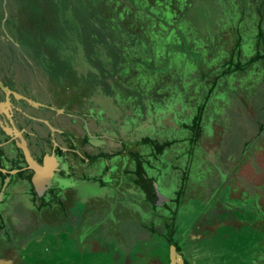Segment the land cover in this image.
<instances>
[{
    "label": "rangeland",
    "instance_id": "374dc122",
    "mask_svg": "<svg viewBox=\"0 0 264 264\" xmlns=\"http://www.w3.org/2000/svg\"><path fill=\"white\" fill-rule=\"evenodd\" d=\"M79 1L80 0H21V4H18L15 3V0H7V3H9V8L7 10L8 16L4 15L3 12L0 13V20L2 15L4 17L7 16L5 20L3 19L0 21V27L1 29L7 30L11 39H14L17 45H21L25 39L23 40L20 36L16 35V28L19 25L17 24L16 17H22L25 25L29 28L35 27L36 23L33 24L34 20H36V22L38 21L37 24H41L42 22L44 24L45 21V28L47 30H41L40 36L43 34L47 36L45 40L47 44L46 50L49 52L50 47L51 49L55 48V37L57 38L58 46L59 43L60 45L70 44V38L66 39L67 37L62 35L65 32V28L70 27V15L77 5H79ZM256 1L259 3L264 2V0ZM128 2L132 4L133 0H115L116 5L114 10L109 8L111 10L110 12L106 7L108 0H99V4L92 2L89 4L87 3V0H85V8L87 11H90L92 15L91 17L94 18L95 21L89 19L91 22L89 21L90 23L87 24L86 30H84L86 24L81 25L83 38L77 45L78 47H76L74 41L73 46L75 47V50L73 51L75 53L72 52L70 48L69 50L67 49L68 51L59 47L54 50L55 52L57 50L60 54L61 52L66 51V54H61L66 57L70 54L73 56L74 62L71 66V68H73L72 73H70L69 70L62 71L58 67L59 74H57L58 70L56 66L55 69L53 67L54 70L50 74L51 77L52 75H55L53 78L55 80L52 82L53 85L58 86V88L61 87V89L68 93L66 96L63 94L66 98L63 99V101L66 100V103L69 101L70 106H74L77 103L79 104L84 96H88V92H93L95 88H98L99 84L97 85V80L101 76L102 67L110 66V59L107 56V54L110 53V50L107 46L108 43H106V37L102 35L108 30L111 31V34L109 35V37H111L107 38L108 42L123 38V34L116 32V25L119 11L124 10V7L129 4ZM247 2L250 6L254 4V0H247ZM124 4L126 5L124 6ZM242 5L244 7V3H242ZM132 6L134 7L135 5ZM132 6L130 10L132 9ZM222 7L227 13L226 21H223L224 19L221 17L225 12L222 10ZM238 9L239 8H226L222 0H194L190 9V14L195 18L200 31L204 33H212L217 39L222 31L229 27L234 28L236 26V20L241 8ZM67 10L68 13L66 12ZM229 10H232V13L229 12ZM57 12H59L58 16L55 15ZM136 12L134 13L136 14ZM16 14L18 15L16 16ZM104 16L106 17V20L103 21L100 17L103 18ZM251 19L252 17L250 18L249 15L245 17L241 30L249 29V31H253L254 28L250 25ZM89 27L90 31L87 32ZM221 27L223 30L220 31ZM262 30L264 31V23L262 25ZM53 33H55V35H52ZM96 36L98 37L95 38ZM51 37L53 38L52 40L50 39ZM123 41L125 42L126 40ZM39 42L40 49H42L43 45L41 44V41ZM241 42L242 58H250L255 53L253 43L245 37ZM20 47L21 50L24 49L23 46ZM36 50L39 51L37 46ZM43 50L44 49H42L41 52L46 53ZM117 57H119V55L117 53L114 54L111 61H116ZM41 67L43 69V66ZM50 68H52V66H47L44 71H42L45 73V70L48 71ZM108 68L113 72L115 71V66ZM55 70H57L56 74ZM87 72L92 74L90 80L84 77V74ZM56 75H58V77ZM46 78L49 80V77ZM260 78H262L261 81H264V62L252 65L251 69L245 73H238L224 79L225 82L223 85L226 84V88L233 87L230 89V92L221 93L223 95L219 93L220 96L218 99L221 103L217 105L218 100H214L217 103L212 107L209 105L210 109L205 116L204 124H208L210 128H207L208 130H206L207 137L200 149V152L204 151V155L202 156L204 161L201 163L194 161L192 163L190 174L192 182L190 181L188 184L187 193L184 195L185 200L182 205L177 206L174 205V202H171V197H173L174 192L180 186V169L178 168L175 170L176 174L172 177L170 168H167V166L172 163V160L175 161V166H180L181 169L187 166L186 155L181 159H176V156L185 153L183 152V147L186 146V143L180 142L171 145L167 150L162 151V154L158 155L157 158H155V156L146 157L153 165V168H151L150 163H148V168L145 167L147 174L149 176L150 174H155L157 176L158 181L156 182L158 186V194L163 195L169 200L170 203L167 202L166 207L168 206L174 212L172 214L173 218H171V214L168 211H164L163 214L161 212L163 219H160L161 221L158 219L154 225L160 226L164 221L165 224L162 228L165 226L169 227L170 225L171 234L169 233V230H167V232L164 231L165 236L159 238L152 237L143 243H138L137 246L132 247L134 250H131L128 253L123 251L125 244H119V246L115 245L111 243L113 240L108 238L105 243L103 240H100L99 237L95 240L93 236L92 241L94 242V245L92 246V249H94L95 253H87L93 264H168L169 249L171 246L169 241H172L177 245L175 249L176 252L178 249L180 254L188 252V242L191 241L192 243H195L194 248L201 251V256H204L207 260L210 256V260H213L215 264H247L246 261L248 260L249 254L247 253L248 248H245V246L243 252L235 251L236 245H239V242H234L235 240L240 241L239 236L241 233H246L248 239L253 242V245L260 244L255 248L257 253L256 261H253L250 264H264L262 263L264 260V245L261 246V242L264 241V131L259 135L257 134L258 127L264 122V83L261 84L262 86L260 85ZM88 80L93 83L86 85L85 83L88 82ZM238 86L244 90L248 88L246 93V98L248 99L244 100V102L239 99V93L235 90ZM258 86L259 89L257 88ZM101 94L102 93L95 94L91 97L88 96V107H93L97 104L103 109L104 115L108 117V120H104L103 124H107L108 129L116 128L118 126L116 120L119 118L118 121L124 119L127 124L136 123V110L134 108L132 109L133 104H129L131 100L129 95L120 102L122 106V110H120L117 104L113 103L112 96H104V94L101 96ZM216 94L217 93H215V95ZM167 108L168 110H159L157 113L150 112L147 115L146 120H143L146 121V123L151 124V126L148 128V125H146L145 129L148 128V131L152 134L151 137L156 136L154 138L159 139L158 141H163L164 138H171L173 136L174 138L183 139L187 136V133L178 130L176 121H187V117L190 119L192 114L191 106L187 108L186 103L180 99L177 103L170 102L169 105H167ZM215 115H217V117L220 115V122L215 120ZM141 116L142 114L138 113L137 121ZM151 116L152 120H155L154 123H151L150 121ZM143 120L142 122H144ZM46 178L47 177H43L42 183L43 181H46ZM42 183L40 184L41 186ZM96 183H84V187L79 188L81 195L85 197H100V195H103L105 193L104 188H101L100 184ZM200 188L204 190V195L202 197H200ZM212 192L218 193V205L215 207L216 204L214 202L212 204L216 210L220 208L218 206L223 202L224 211L221 213L222 216H220V213L218 215L215 213L209 217L210 214L208 215L207 213V207L205 208L202 206V203H207L210 200H213ZM225 192L228 195H224ZM201 198H204V200H201ZM220 198L223 199L222 202H220ZM230 199L240 200V202L242 201L244 204H241L242 206L237 202L232 204L233 202H230ZM160 208H158V214H160ZM139 209L143 211L142 207H139ZM240 209L252 213H249V215H251L250 222H253V224H243L238 230L239 224H227V222H234L233 218L235 219V216L233 213H237ZM168 214L170 218H168ZM141 215L143 217L144 213H141ZM212 216H214V220ZM152 219L153 218L147 216L146 220L143 219V221L139 222L138 220L141 219L137 216L135 220L141 225L148 226ZM171 219H173L172 222ZM213 221H217V223L220 221L223 223L214 225H219V229L222 227L220 231H223L224 234L222 235L220 232L217 237L210 238L211 232H205L204 230L210 226L213 229ZM168 223L170 224L168 225ZM70 224H86V222L77 223L72 221ZM234 225L237 227L236 230L232 227ZM64 226L49 230L47 232L48 236L46 237H42V235L40 237V235L35 234L33 236L34 238L28 241L25 247V252L33 254L29 256L30 258L28 257L25 264H58L60 260L74 258L76 251L72 253L74 246L71 239L77 234V229L74 225L70 226L69 235L64 237L63 234L67 230V226ZM80 231L82 230L78 229V232ZM81 233L83 236L84 232ZM205 233L209 234V236H206L208 238L205 240V242L211 246L209 251L206 249L207 246L200 243L204 241ZM53 236L58 237H56L55 240ZM89 236L88 238H90ZM45 241H51V244H43ZM95 246H98L97 250H95ZM213 249H218V251H216V253L214 252V254L209 253ZM66 250L71 252H67ZM177 254L179 255L178 252ZM192 259L193 257H191V260ZM191 260H188V256L186 255L184 258V262H186H182V264H191ZM198 264L203 263L198 262Z\"/></svg>",
    "mask_w": 264,
    "mask_h": 264
},
{
    "label": "flooded vegetation",
    "instance_id": "af4514ba",
    "mask_svg": "<svg viewBox=\"0 0 264 264\" xmlns=\"http://www.w3.org/2000/svg\"><path fill=\"white\" fill-rule=\"evenodd\" d=\"M8 8L7 0H0V13L8 16ZM7 16L2 15L0 21ZM42 70L0 27V261L25 264L33 255L25 252V247L35 234L46 237L49 230L65 225V237L74 225L77 234L71 240L76 255L58 264H93L87 255L94 252L93 236L104 242L112 239L111 243L119 246L132 234L133 224L146 220L148 205L143 217L136 207L145 199L135 183L136 154H148L137 142L152 136L148 131L151 124L144 121L137 126L119 118L118 126L108 129L103 124L108 117L99 105L88 107L89 97L84 96L79 104L70 106L69 101H63L68 93L54 86V77ZM146 157L143 165L148 168ZM45 175L48 177L41 186ZM90 182L99 183L105 193L82 196L79 188ZM217 194L212 192L215 207ZM222 203L217 210L208 202L202 206L207 207V213L219 214L224 211ZM137 216L141 220L136 221ZM72 221L86 224H70ZM212 224L216 230L219 225L214 224L223 223ZM188 249L192 251L191 264L201 260L215 264L210 256L207 260L198 254L194 245ZM177 252L185 263L188 252Z\"/></svg>",
    "mask_w": 264,
    "mask_h": 264
},
{
    "label": "trees",
    "instance_id": "16d2710c",
    "mask_svg": "<svg viewBox=\"0 0 264 264\" xmlns=\"http://www.w3.org/2000/svg\"><path fill=\"white\" fill-rule=\"evenodd\" d=\"M89 1L99 4V0ZM89 1L87 0V3L90 4ZM222 1L226 8H241V10L239 11V16L236 20V26L234 28L229 27L222 31L217 39L212 33L210 34L209 32L204 33L200 31L195 18L190 14V9L194 0H133L132 4L129 2L128 5L124 4V6L126 5L124 10L119 11L118 14L116 32L123 34V38L108 42L107 38L111 34V31L107 28L108 31L102 35L106 37V43H108L107 46L110 50V53L107 52V56L110 59V66L108 67L115 66L116 72L109 70L107 66H103L101 76L97 80V85L99 84V86L98 88H95L93 92H88L89 97L100 93L104 94V96H112L113 103H116L118 108L122 110L120 102L129 95V98L131 99L129 104H133V106L131 105L132 109L134 108L136 110L135 124L137 126L141 124L143 119L146 120L147 115L150 112L157 113L159 110H168L167 105H169L170 102L177 103L181 99L186 103L187 108L191 106L192 114L190 119L187 117V121H176L178 130L186 132V137L181 139L174 138L173 136L171 138H164L163 141H158L159 139L154 138L156 136L151 137L146 135L140 138L137 142L138 148L143 147L148 149V154H142L137 151L138 176L135 181L138 190L142 192L145 196V201L147 202L156 204L157 199H159V194L158 186L157 190H155L152 183L147 181L152 180L154 183H157L156 181H158V179L155 174H150V176L147 174L145 166L143 165L145 161L144 157L155 156V158H157L158 155L162 154V151L167 150L171 145L180 142L186 143V146L183 147V152L185 153L176 156V159H181L186 155L187 166L181 169L180 166H175L174 160H172V163L170 164L171 166H167V168H170L172 177L176 174L175 170L178 168L180 169V186L174 192L173 197H171V202H174V205L177 206L182 205L185 200L184 195L187 193L188 184L190 181L192 182L190 176L191 165L194 161L200 163L204 161L202 157L204 151L200 152V149L207 137L206 130H208L207 128H210L208 124H204L205 116L207 112H209L210 106L212 107L217 103L214 100H218L217 105L221 103L218 99L220 94L230 92V89L233 87L226 88L227 85H223L225 82L224 79L238 73H245L251 69L252 65L264 62V31L262 30V25L264 23V2L259 3L254 0V4L250 6L248 5L247 0ZM84 2L85 0H80L79 5H77L75 10L71 13L69 22L70 27L65 28V32L62 35L66 36V39L70 38V44L60 45L59 43L58 46L57 38L55 37V48L51 49L50 47L49 52L46 50L47 44L45 40L47 36L45 34L40 36L41 30H47L45 28V21L44 24L43 22L37 24L38 21L36 22V20H34L33 24L36 23L35 27L29 28L25 25L24 19L17 16L19 12L16 14L17 24H19L16 28V35L20 36L23 40L25 39L19 46H23L24 54L29 57L30 60L35 63L37 62L40 66H43L44 69L47 66H52V68L49 69L50 71L48 70L49 72L45 70L49 73V76L56 66L58 70L57 74H59V68L62 71L69 70L70 73L73 71V68H71L72 63L74 62L73 56L68 53L70 54L68 58L61 54H66L65 52L68 51L69 48L74 52V41L76 47H78L77 45L83 38L81 25L86 24L84 27V30H86L87 24L92 20L95 21L94 18L91 17L92 15L90 11L86 10ZM15 3L21 4V0H15ZM242 3H244V7ZM115 5V0H108L106 7L111 12L109 8L114 10ZM132 5L135 6L133 7ZM131 6L132 9L130 10ZM222 10L225 12L221 17L224 19L223 21H226V10L223 9V7ZM231 11L232 10H229V12ZM66 12L68 13V10ZM134 12H136V14ZM58 14L59 12L55 15L58 16ZM248 15L250 18L252 17L250 25L254 28L253 31H249V29L241 30L242 23ZM100 18L103 21L106 20L105 16ZM221 30H223L222 27L220 31ZM89 31L90 27L87 32ZM52 35H55V33ZM97 37L98 36L95 38ZM244 37L249 39L255 48V53L247 59L242 58L241 51V41ZM50 39L52 40L53 38L51 37ZM123 40L126 41L124 42ZM39 41H41V44L43 45L42 49H44L43 51L46 53L41 52L42 49H40ZM36 46L39 51L36 50ZM58 47L61 49L64 48L66 51L61 52V54L58 53L57 50L55 52L54 50ZM113 53L119 55L114 62L111 61L114 57ZM57 70H55V74ZM91 75V73L87 72L84 74V77L90 80ZM52 76L55 77V75ZM56 76L58 77V75ZM89 80L85 83L86 85L93 83ZM261 80L262 78H260V85L264 83V81ZM257 88L259 89V86ZM235 90L239 93V99L242 100V102L248 99L246 98L248 88L244 90L238 86ZM215 93L217 94L215 95ZM138 113H141L142 116L137 121ZM214 118L217 122H220V115H218V117L215 115ZM150 121L151 123H154L155 121L152 120V116ZM263 131L264 122L258 127L257 134L259 135ZM147 159L148 158H146V162L150 163V167L153 168V165L149 162L150 160ZM143 176H146V178H143ZM203 195L204 190L200 188V197ZM224 195L228 194L225 192ZM212 198L215 200L214 197ZM229 201L233 202L232 204L235 202L240 205L244 204L237 199H230ZM208 204L212 205L213 202L210 200ZM169 213L171 214V218H173L172 214L174 212L169 211ZM249 213L252 214L250 211L247 212L240 209L237 213H233L235 216V219L233 218L234 222L231 221L229 224H239L238 230L243 224H253V222H250L251 215H249ZM220 216H222L221 213ZM168 218H170L169 214ZM172 221L173 219H171V222ZM154 224H156L155 218L148 226L133 224L132 234L130 233L129 235L130 239L128 238L121 243L122 245L125 244L123 251L128 253L131 250H134L132 247L137 246L138 243H143L152 237L159 238L165 236L164 231L167 232V230H169V233L171 234L170 223H168L169 227L165 226L164 228H162L163 226L160 227ZM232 227L235 230L237 229L236 225ZM219 228L213 230L209 227L205 232H211L210 238L217 237L220 232L222 235L224 234L223 231H220L222 227L221 229ZM206 236H209V234L205 233L204 241L200 243L207 246L206 249L209 251L211 246L205 242L208 238ZM239 239L240 241L235 240L234 242H239V245H236V248H238V246L239 248H235V251L243 252L245 248H248L247 253L249 254L246 263L250 264L253 261L255 262L257 254L255 248L260 244L253 245V242L248 239L246 233H241ZM261 243V246H263L264 241ZM169 244L174 245L175 248L177 247L172 241H169ZM188 244V246L195 245V243H192L191 241L188 242ZM216 251H218V249H213L209 253H216ZM200 252L201 251H197L198 254H200ZM191 253L192 251L188 249V260H191ZM201 263L204 262L201 260ZM262 263H264V260Z\"/></svg>",
    "mask_w": 264,
    "mask_h": 264
},
{
    "label": "crops",
    "instance_id": "0c3cea01",
    "mask_svg": "<svg viewBox=\"0 0 264 264\" xmlns=\"http://www.w3.org/2000/svg\"><path fill=\"white\" fill-rule=\"evenodd\" d=\"M162 197H164L163 195H161ZM144 201V202H143ZM143 201L142 202H139L138 204H137V212L139 211V212H141V213H143L144 211H142L141 209H139V207L141 208H145V206H146V204L148 205L147 206V211H146V217L148 216V217H151V218H155V221H158V219H159V221H161L160 219H163V217L161 216V212H162V214L164 213V211H167L166 209L168 208V206L166 207V203L167 202H169V200L168 201H166V199H164V200H159V199H157V202H156V204H154V203H152V202H146L145 201V199H143ZM170 203V202H169ZM160 207H164V208H160ZM158 208H160V210H159V213L160 214H158ZM166 208V209H165ZM146 209V208H145ZM141 210V211H140ZM169 211H172V210H168V212ZM89 212L90 211H88L87 213V215H89ZM211 212V211H210ZM208 214H211V213H208ZM218 214V213H217ZM153 216V217H152ZM210 217V216H209ZM221 218V217H220ZM152 219V220H153ZM151 220V221H152ZM209 221H210V219H209ZM160 223H162V222H160ZM165 223H164V221H163V223L162 224H160V227L161 226H163Z\"/></svg>",
    "mask_w": 264,
    "mask_h": 264
},
{
    "label": "water",
    "instance_id": "95a60500",
    "mask_svg": "<svg viewBox=\"0 0 264 264\" xmlns=\"http://www.w3.org/2000/svg\"><path fill=\"white\" fill-rule=\"evenodd\" d=\"M154 189L157 190V183L151 182ZM159 200H164L168 201L166 197H162L161 194L158 195ZM9 261H0V264H8ZM168 264H182L181 258L176 252V249L173 245L170 246L169 249V263Z\"/></svg>",
    "mask_w": 264,
    "mask_h": 264
},
{
    "label": "bare ground",
    "instance_id": "6f19581e",
    "mask_svg": "<svg viewBox=\"0 0 264 264\" xmlns=\"http://www.w3.org/2000/svg\"><path fill=\"white\" fill-rule=\"evenodd\" d=\"M44 177H48V175H45ZM42 180H43V176H42ZM40 181H41V179H40ZM44 182V181H43ZM41 184V183H40ZM43 184V183H42Z\"/></svg>",
    "mask_w": 264,
    "mask_h": 264
}]
</instances>
